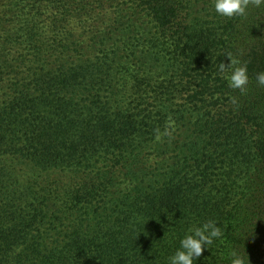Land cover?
I'll use <instances>...</instances> for the list:
<instances>
[{"label":"trees","instance_id":"trees-1","mask_svg":"<svg viewBox=\"0 0 264 264\" xmlns=\"http://www.w3.org/2000/svg\"><path fill=\"white\" fill-rule=\"evenodd\" d=\"M262 72L264 3L0 0V264H264Z\"/></svg>","mask_w":264,"mask_h":264},{"label":"clouds","instance_id":"clouds-1","mask_svg":"<svg viewBox=\"0 0 264 264\" xmlns=\"http://www.w3.org/2000/svg\"><path fill=\"white\" fill-rule=\"evenodd\" d=\"M250 3L259 6L264 3V0H214V11L224 18L243 17L247 14ZM235 63L237 62L230 61L229 65H222L220 70L223 72L226 67L231 69L228 77L229 86L234 90L238 89L243 92L249 79L247 68L244 66L231 68V65ZM256 80L260 87H264V72L259 73ZM233 102L235 101L233 100ZM156 139L159 140L160 136L157 135ZM219 236V229L212 222L190 229L189 234L180 240L179 249L168 257L167 264H197L202 254L208 251L209 245ZM231 264H245V261L233 253Z\"/></svg>","mask_w":264,"mask_h":264}]
</instances>
